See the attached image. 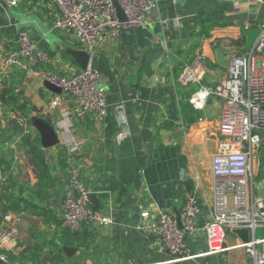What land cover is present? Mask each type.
<instances>
[{
  "label": "crops",
  "instance_id": "0c3cea01",
  "mask_svg": "<svg viewBox=\"0 0 264 264\" xmlns=\"http://www.w3.org/2000/svg\"><path fill=\"white\" fill-rule=\"evenodd\" d=\"M152 2L144 26H124L119 40L95 47L91 56L71 32L53 27L58 9L49 0H20L16 6L0 0V68L15 47L18 31L25 30L39 50L56 60L59 75L82 71L68 49L86 52L89 68L100 74L98 86L106 91L108 104L102 119L89 117L72 130L77 152L71 153L68 137L61 136L59 145L45 149L32 119L41 118L55 129L62 114L74 107V99L62 97L59 108L47 111L59 95L37 73L14 70L0 78V172L9 180L3 207L6 214L22 218L20 242L0 264H253L244 253L245 243L234 233L228 234L220 255L208 253L202 232L187 236L188 258L174 261L143 229L141 214L181 213L186 197L196 193L202 206L200 225L210 219L212 166L224 103L211 98L204 110H195L190 98L197 88L183 85L180 77L186 64L197 65L201 58L204 85L222 83L228 67L219 65L216 53L223 52L231 62L253 52L264 26V0ZM4 89L18 96L24 110L2 104ZM12 114L29 117V128L12 126ZM38 135L48 166L43 187L32 155ZM72 164L80 166L97 211L110 216V224L77 234L62 229ZM251 181V200H261L264 140L251 156ZM257 230L262 236L255 237L264 240V228Z\"/></svg>",
  "mask_w": 264,
  "mask_h": 264
},
{
  "label": "built area",
  "instance_id": "2783aa9c",
  "mask_svg": "<svg viewBox=\"0 0 264 264\" xmlns=\"http://www.w3.org/2000/svg\"><path fill=\"white\" fill-rule=\"evenodd\" d=\"M128 18L122 24L117 16L114 0H49L58 9L53 27L71 32L82 47L95 55V47L120 39L124 26H144L151 14L152 0H116ZM259 2L260 0H245ZM20 0H10L16 6ZM180 25L179 20L175 21ZM168 27V26H167ZM166 27V28H167ZM241 41V38H239ZM201 58L197 65L186 64L180 81L185 86H195L190 103L195 110L205 109L209 99H220L224 105L219 123L218 151L213 158V207L209 220L202 218V206L196 193L186 197L181 210L184 230L177 228L173 212H162L153 216L149 211L141 214L143 229L155 236L174 261L187 257L185 240L202 232L207 241L208 253L223 254L228 234L235 230L250 231V242L243 245L244 253L253 264H264V240L255 235L264 228V200H251L253 182L251 156L264 140V26L253 52L245 58H234L228 66L225 80L217 86L204 85ZM57 62L38 45L25 30H20L13 47L3 58L0 78L14 70L35 72L46 82L61 89L47 111L61 105L64 98L74 99V107L62 114L55 123L58 136L68 137L67 146L71 153L79 150L70 139L77 124L89 117L102 119L107 111L106 91L98 86L100 74L92 68L70 75L56 72ZM11 119L27 130L30 118L11 115ZM68 190L62 203V229L81 232L85 228L106 226L112 222L110 216L90 208L92 192L81 180V168L72 164L68 169ZM9 184L8 177L0 172V260L6 262L7 252L14 249L21 239L22 218L3 213V195ZM253 234V236H252Z\"/></svg>",
  "mask_w": 264,
  "mask_h": 264
},
{
  "label": "water",
  "instance_id": "95a60500",
  "mask_svg": "<svg viewBox=\"0 0 264 264\" xmlns=\"http://www.w3.org/2000/svg\"><path fill=\"white\" fill-rule=\"evenodd\" d=\"M114 6L117 10V16L119 20L121 21V23L124 25L127 24L128 18L116 0H114ZM67 54L74 59V61L80 67L82 71H86L89 68L90 56L86 52L68 49ZM216 55H217V60L220 66H222L223 68H226L229 66L230 62L226 60L223 52L218 51ZM46 87L50 91L58 95L62 93L60 88L50 84L49 82H46ZM32 125L34 126V128L38 131V133L41 136V143H42L43 148L49 149V148L59 145L60 142H59L58 135L54 127L50 123L46 122L45 120L41 118L34 117L32 119ZM258 189H259V197L261 198V200H264V183L263 182L259 183ZM175 216H176L178 230L183 231L184 225H183L181 213L176 211ZM234 234H236L242 240L243 243L246 244L250 242L251 233L249 230L247 229L235 230Z\"/></svg>",
  "mask_w": 264,
  "mask_h": 264
},
{
  "label": "trees",
  "instance_id": "16d2710c",
  "mask_svg": "<svg viewBox=\"0 0 264 264\" xmlns=\"http://www.w3.org/2000/svg\"><path fill=\"white\" fill-rule=\"evenodd\" d=\"M1 101L2 104L6 107L12 108L13 111H18V110H24L25 104H19V98L16 94H14L11 90L9 89H4L2 92L1 96ZM28 118V117H27ZM12 126L16 125L17 127H20L17 123V121L12 120ZM21 128V127H20ZM18 131L17 129H15ZM26 137V136H25ZM24 137V138H25ZM26 140V138H25ZM33 142V149L34 152L32 153L33 157V162H35V167H36V172L39 177V186L43 187L48 183V166L46 164V160H44L43 155H42V150L40 147V137L39 135L32 141ZM4 197V195H3ZM94 196H92V204L90 208L94 211H97L98 207L96 206ZM3 213H5V209L3 207ZM71 232V231H68ZM74 233V232H73ZM77 234V233H75Z\"/></svg>",
  "mask_w": 264,
  "mask_h": 264
},
{
  "label": "rangeland",
  "instance_id": "374dc122",
  "mask_svg": "<svg viewBox=\"0 0 264 264\" xmlns=\"http://www.w3.org/2000/svg\"><path fill=\"white\" fill-rule=\"evenodd\" d=\"M256 235H257V238H260L262 236L261 231L257 230V234Z\"/></svg>",
  "mask_w": 264,
  "mask_h": 264
}]
</instances>
